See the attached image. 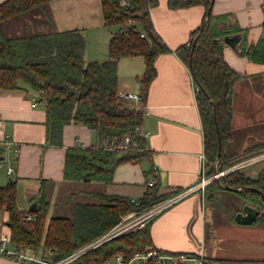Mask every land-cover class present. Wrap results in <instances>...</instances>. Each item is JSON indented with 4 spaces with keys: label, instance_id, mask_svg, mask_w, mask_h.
I'll use <instances>...</instances> for the list:
<instances>
[{
    "label": "trees",
    "instance_id": "obj_1",
    "mask_svg": "<svg viewBox=\"0 0 264 264\" xmlns=\"http://www.w3.org/2000/svg\"><path fill=\"white\" fill-rule=\"evenodd\" d=\"M51 0H4L0 3V24L33 11L37 21L48 26L43 32L7 37L0 28V88L17 89L25 84L40 92L47 108V143L63 146L66 124L75 122L94 129L99 144L69 146L66 150L64 175L67 180L114 182L115 172L123 163L153 165L147 137L140 131L144 121L146 99L157 76L156 61L171 49L157 32L151 8L159 0H101L104 23L114 30L109 41V58L85 59L86 37L81 29L59 30L50 7ZM201 4L206 9L203 24L195 29L188 43L177 53L189 64L196 87L207 153V176L233 166L251 154H227L225 147L233 138L234 87L242 74L227 62L224 37L243 33L230 14H214V0H168L172 9ZM212 8L207 20L208 11ZM36 11V12H35ZM39 18V19H38ZM243 40L237 51L254 61L264 63V38L248 46ZM123 56H143L145 72L139 76L142 100L136 103L120 95L119 60ZM131 137L136 144L129 148L106 149V142ZM264 146H259V150ZM258 147V146H257ZM258 149V148H257ZM155 174L154 166L146 170ZM155 177V176H154ZM242 187L239 192L260 210L264 221V169L257 178L249 177L240 168L213 179L206 185V200H212L218 188ZM158 183H148V190L137 205L127 195L92 193L98 202H78L71 216H50L51 204L45 194L37 200L36 209L18 206V182L10 180L0 186V209L9 213V232L15 243L58 248L56 259L72 253L77 247L94 240L116 225L131 210L147 208L168 194L160 192ZM178 192V190H177ZM34 219H26V214ZM150 220L144 227L121 234L94 248L76 264L102 263L117 253L131 256L136 251L155 246Z\"/></svg>",
    "mask_w": 264,
    "mask_h": 264
},
{
    "label": "crops",
    "instance_id": "obj_2",
    "mask_svg": "<svg viewBox=\"0 0 264 264\" xmlns=\"http://www.w3.org/2000/svg\"><path fill=\"white\" fill-rule=\"evenodd\" d=\"M263 3L264 0H214L213 13L230 14L231 22L246 29L243 40L250 46L264 38ZM50 7L59 30H83L87 61L109 58V41L114 30L104 23L101 0H51ZM151 15L157 32L171 49L157 58V76L151 84L140 127L147 135L153 165L148 160L121 164L114 182L104 184V190L95 188L101 182L67 180L64 175L67 147L99 144V136L91 127L72 122L64 127L63 146L47 143L45 103L38 91L23 84L17 89L0 88V148L6 163L2 165L0 160V186L17 180V202L22 210L29 209L44 193L51 204L50 216H71L75 203L93 202L94 192L140 199L153 180L160 185V192L169 196L177 190L192 189L154 218V245L164 250L204 252L210 264H264V221L258 218L252 224L239 223L236 216L243 211L240 205L232 212L234 216L220 211L221 205L208 214L206 187L199 186L201 155H206V162L208 159L203 121L191 69L176 50L188 43L191 33L203 24L206 9L201 4L172 9L168 0H159L151 8ZM224 54L230 66L242 74L232 96L233 138L225 151L229 155L243 154L255 147L252 154L234 165L249 177L257 178L264 169V146L259 150L264 144V63L241 55L237 48L226 43ZM145 70L143 56L121 57L120 91L141 93L139 76ZM7 140L13 141L12 147L4 143ZM14 147L19 150L16 152ZM8 166L15 172L10 174ZM153 166L155 174L147 176L146 170ZM219 166L217 162L216 173ZM207 169L206 166V173ZM83 182L88 186L77 187ZM223 190L240 194L239 190L225 186L215 190L214 196L221 198ZM246 203L257 207L251 200ZM3 212L0 225L4 223V227L1 226L0 232L9 231L10 227L9 213ZM218 214H223L222 222L217 221ZM0 264L27 263L0 256Z\"/></svg>",
    "mask_w": 264,
    "mask_h": 264
},
{
    "label": "built area",
    "instance_id": "obj_3",
    "mask_svg": "<svg viewBox=\"0 0 264 264\" xmlns=\"http://www.w3.org/2000/svg\"><path fill=\"white\" fill-rule=\"evenodd\" d=\"M120 95L123 98L133 100L136 103H139L142 100V95L138 92L121 91ZM37 104L38 101L35 99L33 105L36 106ZM144 135L147 136L146 134ZM4 143L10 147L14 144L12 140L4 141ZM132 144H136L135 141H133L130 136L126 135L122 141L112 140L106 142L103 146L106 149L114 150L118 148L126 149ZM14 150L17 152L19 149L14 147ZM2 158L3 151L0 148L1 164L6 165ZM201 158L203 161L201 169L202 179L199 182V186L205 188L206 184L221 175L217 172L210 177L206 176V155L203 153ZM236 168V165H234L226 168V170H220V173L225 175ZM8 172L12 174L15 172V169L8 166ZM150 183L154 184V180ZM191 191L192 189H183L176 194L153 204L151 207L135 209L133 212L122 215L121 220L107 232L96 237L89 243L80 245L72 253L59 259H56L58 251V248L56 247H48L44 242L40 246L15 243L9 231L0 232V256L27 264H76L81 257L105 242L126 232L144 227L150 220L154 219L160 213L187 196ZM133 201H135L137 205H140V200L133 199ZM26 219H34V216L27 213ZM84 264H210V262L205 253L201 251H172L164 250L157 246H150L141 251H136L131 256H127L126 253H117L102 263Z\"/></svg>",
    "mask_w": 264,
    "mask_h": 264
},
{
    "label": "rangeland",
    "instance_id": "obj_4",
    "mask_svg": "<svg viewBox=\"0 0 264 264\" xmlns=\"http://www.w3.org/2000/svg\"><path fill=\"white\" fill-rule=\"evenodd\" d=\"M47 26H48V24H46L44 21L40 22V21H37L35 19V14L33 11L26 12V13L19 15L15 18L11 19V20L4 21L0 24V28L3 31V34L7 37H18V36L30 34L31 32H39V31L43 32V30ZM104 184H106V183L101 182L99 184H96L95 188H99L100 190H104V188H103ZM78 186H88V185H86L83 182V183L77 184V187ZM238 189L241 190L242 187H239ZM223 191H224V196H221V198L214 196L212 198V200H208L209 202L207 204H205V209L208 211V214H211V212L215 211L216 210L215 207L221 205L219 208L220 211L224 210V211H226V213H228L229 216H231V215L234 216V214L232 212L235 211V209L237 208L236 206L240 205V208L243 209L245 206L244 202L246 200H250L247 197L243 196L241 193L235 194L232 191H229V192H228V190H226V191L223 190ZM82 197H83L82 199L86 198V196H82ZM98 201L99 200L97 198H95L93 200V202H98ZM151 206H153V205H151ZM3 210L4 209H0V222L3 221V214H4ZM130 212H133V210H131ZM130 212H128V213H130ZM223 220H224L223 214H218L217 221L222 222ZM1 226L4 227V223H2L0 225V229H1ZM1 231H3V228ZM6 231L7 230H5L4 232H6ZM87 243H89V242H87Z\"/></svg>",
    "mask_w": 264,
    "mask_h": 264
},
{
    "label": "water",
    "instance_id": "obj_5",
    "mask_svg": "<svg viewBox=\"0 0 264 264\" xmlns=\"http://www.w3.org/2000/svg\"><path fill=\"white\" fill-rule=\"evenodd\" d=\"M211 11H212V8H210V10L208 11L207 20L211 16ZM243 37H244L243 33H236L233 35L225 36L223 41L224 43L229 44L234 48H238L243 42ZM226 187L228 189H233L237 191L240 190L237 188H233L231 186H226ZM259 192L264 197V194L261 191ZM36 207H37V202L35 201L32 202L30 208L36 209ZM260 214H261V210L258 207H255L254 205H251L250 203H246L243 208V211L237 214L236 219L239 223H242V224H252L258 220ZM8 225L10 226V223H8Z\"/></svg>",
    "mask_w": 264,
    "mask_h": 264
},
{
    "label": "bare ground",
    "instance_id": "obj_6",
    "mask_svg": "<svg viewBox=\"0 0 264 264\" xmlns=\"http://www.w3.org/2000/svg\"><path fill=\"white\" fill-rule=\"evenodd\" d=\"M218 173H219L220 175H223V173H220V170H218Z\"/></svg>",
    "mask_w": 264,
    "mask_h": 264
}]
</instances>
